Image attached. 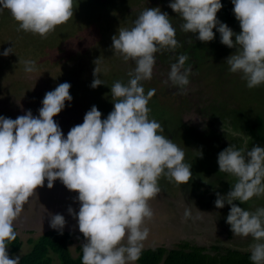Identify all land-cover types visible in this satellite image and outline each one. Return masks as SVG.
<instances>
[{
    "label": "clouds",
    "instance_id": "1",
    "mask_svg": "<svg viewBox=\"0 0 264 264\" xmlns=\"http://www.w3.org/2000/svg\"><path fill=\"white\" fill-rule=\"evenodd\" d=\"M231 3L239 33L217 18L221 0H170L168 6L182 18L181 30L197 34L200 41H211L218 32L222 44L236 49L226 58L228 70L240 73L248 88L258 87L264 84V0ZM3 9L18 22V30L42 37L72 18L74 11L73 0H0ZM111 39L113 51L125 61L133 60L135 67L126 83L117 80L111 85L114 107L106 118L93 105L83 122L64 135L53 117L72 100L69 82L45 93L38 116L31 110L15 119L0 115V264H19L20 257L9 258L6 250L17 236L14 222L45 179L48 188L59 179L78 193V211L71 206L67 211L85 238L82 264H134L149 235L145 221L153 216L149 200L161 191L159 178L182 185L192 175L184 151L163 134L159 121L149 118L147 105L155 89L145 93L142 83L152 78L157 52L181 46L168 13L147 7L131 27H119ZM188 59L179 54L168 73V81L181 91L190 82L191 66L184 67ZM94 63L92 88L104 84L97 75L99 58ZM23 64L25 72L36 70L35 60L25 59ZM222 131L226 132L224 121ZM217 163L220 172L236 181L226 195L216 194L214 204L231 206L226 223L233 234L253 238L249 259L264 264V206L248 210L233 203L264 194V146L244 149L229 144L218 153ZM49 216V226L62 234L64 216ZM184 216L191 217L190 209Z\"/></svg>",
    "mask_w": 264,
    "mask_h": 264
},
{
    "label": "rangeland",
    "instance_id": "2",
    "mask_svg": "<svg viewBox=\"0 0 264 264\" xmlns=\"http://www.w3.org/2000/svg\"><path fill=\"white\" fill-rule=\"evenodd\" d=\"M146 4H149V1L73 0V17L56 26L54 31L43 37L39 34L18 30V22L12 17L10 11L0 10V53L6 48L13 47V53L7 56L0 55V115L15 119L25 114L27 110H31L34 116H38V109L42 107L41 102L45 93L54 90L60 83L69 82L72 100L71 102L66 101L65 108L53 117L56 122L59 121L58 124L64 135L71 127L82 122H69L65 131L64 123L60 121L59 115L64 117L65 115H82L95 105L102 114L101 118H106L114 107L111 85L117 80L126 83L129 79L128 73L135 67L133 60L125 61L121 55L113 51L111 38L118 33L119 27H131L132 21L141 12L139 9L144 10L142 6ZM165 8L166 12L172 14L177 22L182 20L169 6ZM216 15L234 32L241 31L239 21H227L222 8ZM172 21L174 20L171 19ZM213 31L215 32V29ZM214 41L213 48H216V51H214L212 60L205 63L195 73L196 75L199 73L198 76L201 77L204 71L203 80L197 83V94L192 95L191 98L186 97L185 103L188 106L201 104V113H198L197 117L203 118V126L201 125L203 131L208 133L212 129L219 134V137L227 139L232 120L230 118L221 119L217 114L209 115L203 110L205 102L217 99L220 100L217 102L218 106L220 104V107L228 108L231 100H235L231 113L232 117L240 118V122L243 120L242 115H249L248 110L251 107L257 108L259 114L264 116V84L248 88L243 79V85H236L238 80L242 82L241 74L230 72L229 65L226 63V58L236 49L222 44L218 32H215ZM158 54L155 55L157 60L152 78L142 82L145 93L149 89H155V94L147 105L150 108L148 116L161 123L165 136L172 141L177 142L178 140L179 143H174L184 148L183 134L178 131V136H181L172 137L175 135L173 129L177 127L170 126V124L178 122V119L171 108L173 105L170 104L169 96L162 91L165 88L161 89L158 75L163 72L160 64L163 61L158 58ZM98 58L100 73L97 75L104 84L92 88L90 85L95 78L93 70L96 66L94 61ZM25 59L36 61L35 71L30 73L24 71L23 61ZM217 83L222 86L221 89L234 84L236 99L225 100L217 97L215 95ZM195 109L196 106L191 111ZM189 116L191 119L187 116L185 121L191 125L197 124L192 118L195 114ZM223 121L226 132L222 131ZM227 124L230 128H227ZM200 142L197 139V143L194 144L199 149H201ZM195 153L198 152L188 154L184 160L188 164L191 162L192 175L188 182L175 187V182L169 178L164 176L159 178L158 184L161 191L149 200L153 216L145 221L149 228V235L143 242V248L163 246L166 249H172L179 243L189 242L210 247L208 250L212 252L214 251L212 245H218L224 249L232 246L238 247L240 244V249L250 250V245L254 243L253 238L233 234L230 225L226 223L231 206L225 203L223 208H217L214 204L217 193L227 194L224 188L219 190V187L229 184H225L226 176L218 175L216 169L209 167V162L195 166V162H192L197 159ZM77 195L76 191L67 189L59 179L54 181L52 188H48L45 179L44 185L35 189L24 210L14 222L15 231L22 240V246L16 252H11L7 247L9 258L21 257L30 249L29 237H36L45 230L53 229L49 226V213H59L64 216L66 224L63 229L74 233L70 249L72 254L76 255V247L81 245L85 238L79 232L76 218L69 214L67 209L71 206L74 211H78L79 201L75 200ZM254 204L264 205V194L253 196L246 205L255 206ZM186 208L191 211L189 218L184 216ZM201 216L207 217L205 223H202L204 219Z\"/></svg>",
    "mask_w": 264,
    "mask_h": 264
},
{
    "label": "trees",
    "instance_id": "3",
    "mask_svg": "<svg viewBox=\"0 0 264 264\" xmlns=\"http://www.w3.org/2000/svg\"><path fill=\"white\" fill-rule=\"evenodd\" d=\"M222 9L224 12V17L229 22H237L235 18L231 0H221ZM226 14V15H225ZM176 25V24H175ZM214 47V46H213ZM216 51V48H213ZM218 48V47H217ZM220 51L221 49L218 48ZM239 80L235 83L238 86L243 85L244 80ZM231 86V85H230ZM229 85L221 89V85L217 83L216 96L222 97L225 100L236 99L234 97L235 85L231 87ZM220 100L212 99L203 108L209 115H218L221 119L230 118L232 129L238 130L240 134L232 133L230 134V139L225 142L223 138L219 137L216 131L211 129V132H195L191 127H188L186 123H181L179 127V133H183V139L185 144L184 148V160L188 154L195 153L197 159L193 160L195 166L199 163L209 162V167L216 169L218 175L226 176L227 181L224 187H219V190L223 188L228 192L236 181V177L228 174L226 172H220L217 163V156L220 151L226 148L229 144L236 145L237 148L250 149L253 145L264 146V116L259 114L257 108H252L248 110V114L242 115V122L240 118L236 116L232 117L231 110L233 109V104L235 100H231L230 107H220L217 102ZM258 103V102H257ZM176 124V123H175ZM169 127V126H168ZM175 127V126H174ZM263 129V130H262ZM174 131L176 128L173 129ZM176 133V131H175ZM243 134V135H242ZM177 136L178 133L173 135ZM197 139L201 142V149L194 145L197 143ZM179 143V141H173ZM183 142V143H184ZM216 148V150H214ZM191 164V162L189 163ZM198 166V165H197ZM197 168V167H196ZM209 170V168H208ZM203 178L201 177V180ZM170 180V179H169ZM175 182L174 180H171ZM171 185V184H170ZM173 186V185H171ZM175 187H179V184L175 182ZM200 200L204 202L201 198ZM237 205L247 208L248 210H254L261 206H247L248 201L240 203L236 201ZM203 218L202 223H205L207 217L201 216ZM207 224V222H206ZM83 236V235H82ZM74 233L63 229L62 234L56 229H48L42 232L36 237H29L28 242L30 244V249L20 257L19 264H82L81 256L82 250L81 245L76 247V255H73L70 249V245L73 243ZM22 246V240L17 234L15 240L9 241L7 247L11 252H16ZM238 247H226L222 249L218 245H212L214 251H209L210 247H206L198 244H191L189 242H182L177 244L175 248L166 249L163 246L148 247L143 248L142 253L136 264H253L249 259L250 250H242Z\"/></svg>",
    "mask_w": 264,
    "mask_h": 264
},
{
    "label": "flooded vegetation",
    "instance_id": "4",
    "mask_svg": "<svg viewBox=\"0 0 264 264\" xmlns=\"http://www.w3.org/2000/svg\"><path fill=\"white\" fill-rule=\"evenodd\" d=\"M149 1V4L143 5L142 7L147 8H153V7H159L160 10L162 12H166V6H168L170 0H147ZM151 1V2H150ZM139 10H143V9H139ZM169 15V19L171 21V19H173L174 21H172V25L173 27L176 29V39L178 40V42L180 43V47L175 49V51H166V50H161L160 52H157L156 54H158V58L161 59L163 62H160V64L162 65V71L160 72L158 75V79L161 82V89L165 88L164 90H162L163 92H165V94L167 96H169L170 98V104L173 105V107H171L174 111V114H176L178 122L172 123L170 124L173 125V127H177L176 128V133H178L179 127H181L183 124L182 123H186L188 125V127H191L195 132H204L203 128H202V124H203V118L201 116H198V113H201V109H202V105L198 104V105H192V106H188L185 103V98L186 97H192V95L197 94V83L198 81H202V76H203V72L202 71V75L201 77L198 76V74L196 75V71L199 70L205 63H208L209 61L212 60V56L214 55V49H212L213 47V43L215 42L214 39L208 42H203L200 41L199 39L196 38L195 33H187L181 30L180 25L183 23V20L181 21H176L172 16V14L168 13ZM175 22V23H174ZM176 24V25H175ZM155 54V55H156ZM179 54H186L189 59L185 62L184 67H189L191 66V74L189 76V85L185 86V89L183 91H181L177 86L172 85V83L170 81H168V73L170 71V65L171 63H174L176 61V59L178 58ZM157 60V58H156ZM156 66V63L154 65V67ZM196 78V79H195ZM165 81H168L167 83H165ZM193 83V84H192ZM195 85V87H194ZM206 98V97H205ZM206 103V102H205ZM196 106L195 111H191L194 107ZM188 108V109H186ZM189 110V111H188ZM204 110V108H203ZM190 114L195 116L192 118L195 120L194 122H196L197 124L195 125H191L190 123H187L185 121V119H187V116L191 119V117L189 116ZM206 115V113H204ZM85 114L82 115H78V116H69V115H65L61 116L59 115L60 121H62L64 124V130H67V125L69 124V122H74V123H80L83 122V117ZM54 119V118H53ZM59 123V121L57 122ZM181 123V126L180 124ZM190 124V125H189ZM202 125V126H201ZM62 127V125H61ZM227 128H230L229 125L227 124ZM231 130H233V133L236 134H240V132L238 130L235 129H228L227 132V139H224L225 142H228L230 139V134ZM263 130V129H262ZM69 130H67L68 132ZM239 132V133H238ZM183 134V133H180ZM181 136V135H180ZM178 136V137H180ZM219 136V134H218ZM173 137V136H172ZM175 138H177V136H175Z\"/></svg>",
    "mask_w": 264,
    "mask_h": 264
},
{
    "label": "bare ground",
    "instance_id": "5",
    "mask_svg": "<svg viewBox=\"0 0 264 264\" xmlns=\"http://www.w3.org/2000/svg\"><path fill=\"white\" fill-rule=\"evenodd\" d=\"M226 15V14H225ZM222 54V53H221ZM226 78V77H225ZM160 79V78H159ZM196 79V78H195ZM161 81V80H160ZM237 84V83H236ZM214 92V91H213Z\"/></svg>",
    "mask_w": 264,
    "mask_h": 264
}]
</instances>
